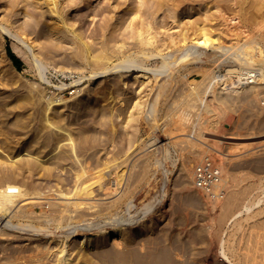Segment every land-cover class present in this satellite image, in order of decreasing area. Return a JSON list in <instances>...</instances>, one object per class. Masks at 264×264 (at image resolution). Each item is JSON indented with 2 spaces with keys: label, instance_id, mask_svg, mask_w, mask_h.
Returning a JSON list of instances; mask_svg holds the SVG:
<instances>
[{
  "label": "rangeland",
  "instance_id": "rangeland-1",
  "mask_svg": "<svg viewBox=\"0 0 264 264\" xmlns=\"http://www.w3.org/2000/svg\"><path fill=\"white\" fill-rule=\"evenodd\" d=\"M56 1L72 25L65 36L56 32L62 25L57 15L41 16L44 8L38 16L51 26L45 34L36 23L24 28L30 19L21 11L2 21L0 8V186L19 181L29 197L6 215L0 210L6 234H0V264H59L58 258L65 264H205L208 253V264H264V84H241L247 70L238 68L251 56L261 63L264 29L245 37L213 4L181 10L175 19L161 10L150 16L152 34L165 41L161 48L140 51L128 43L117 52L110 41L114 51L109 45L102 50L91 32L112 14L83 15L108 0ZM216 1L228 15L226 0ZM192 20L209 29L211 45L196 42ZM108 21L113 26L114 19ZM79 29L92 54L87 60L73 36ZM99 53L106 59L94 57ZM50 98L47 114L60 117L47 127L42 119ZM205 159L227 177L216 204L191 185L194 165ZM88 170L98 171L102 185L91 175L94 193L76 194V173ZM256 198L262 199L253 217L234 216ZM112 227L128 237L95 248ZM70 242L77 247L72 253Z\"/></svg>",
  "mask_w": 264,
  "mask_h": 264
},
{
  "label": "bare ground",
  "instance_id": "bare-ground-1",
  "mask_svg": "<svg viewBox=\"0 0 264 264\" xmlns=\"http://www.w3.org/2000/svg\"><path fill=\"white\" fill-rule=\"evenodd\" d=\"M66 1V0H65ZM90 1V0H89ZM72 4L71 5H75L76 1L72 0L71 1ZM81 2V1H79ZM78 2V3H79ZM213 0H108L107 3L105 4L104 7L102 8H97V10H93L91 12V14H84L83 16H91L93 15L92 18H94L96 15H101L100 13H102L105 9H107V13L109 12L110 14H112V18L114 19L113 23V26L110 27L109 25V21L110 19L112 18H109V16L107 17L104 13V15L107 17L104 18L103 20V23L102 24H98L99 26H94L92 32H91V35L99 40V43H101V49L103 50L106 46H108L110 43V41H113V43H115L113 46H114V50L117 51V52H120L119 50H121L122 48L126 47L125 45L128 44V43H131L132 45H134L136 48L139 47L140 48V51H143L144 49H148V47H153L156 49L158 48H161L163 45H164V40L162 38H160L161 40H158L157 37H156V34L155 32H153L154 34H152L151 30H152V25H151V18L150 16L154 15L157 11H161V10H167V11H170L172 12L171 13V18L175 19V18H178L179 16V12L181 10H184L185 13L189 12V11H193L195 10L196 8H199V7H207L208 8V5L209 4H213V6H215L217 12H219L221 18L226 22L227 25H230L231 28L233 29H242V33L245 34L244 36L245 37H248V36H251L253 34H255L256 32H261L263 29H264V0H226L225 1V4H224V7L229 10V14L225 16L224 13H222V8H221V5L218 4V1H214L213 3ZM77 3V5H78ZM87 4V3H86ZM21 5V6H20ZM68 5V4H67ZM20 6V7H19ZM69 6V5H68ZM99 6V5H98ZM31 7V9H29ZM97 7V6H95ZM0 8H4L2 11L4 12V18L2 21L6 22L8 20V17L10 16V13L13 12H18V11H21L22 15L28 17L30 20L29 21H26L25 23V27L24 28H28V29H31L33 30L34 28V23L36 24H39L41 26L40 30L38 31V33H44L46 30L50 29V25H48V21L47 19H43L41 20L39 18V12H38V9H41V8H44L45 10L42 11V14L41 16H44L46 13L49 15V16H55L57 15L60 19H61V23L62 25H57L55 26L56 28V32L57 34H60L62 36H65V31L67 30V27H71L72 25L68 26L67 23H66V20L64 19V17H61V14L62 12H60V7L57 5V1L56 0H0ZM253 8H256V11H257V15H254L255 13L252 11ZM62 10V9H61ZM102 13V14H103ZM180 14H183L182 12H180ZM109 15V14H108ZM47 16V15H46ZM63 16V15H62ZM82 16V15H81ZM110 16V17H111ZM66 18V17H65ZM70 19V18H69ZM82 19V18H81ZM211 18H209L208 20H210ZM93 20V19H92ZM81 21V20H80ZM128 21V25L125 26V23H127ZM17 22V21H16ZM15 22V23H16ZM8 23V22H7ZM12 23V22H11ZM1 25V24H0ZM20 25V26H19ZM18 29H21L22 30V27H21V24H19ZM97 25V24H96ZM66 26V27H65ZM125 26V27H123ZM190 27L195 31L196 33V42L200 45H211L215 40H212L211 39V36H210V33H209V29L204 25V24H201L199 21H196V20H192L190 21ZM157 28V27H155ZM154 28V29H155ZM17 29V30H18ZM158 29V28H157ZM80 30L79 29V33H74L73 36L78 38L79 41H80V44L81 45V52L85 55L83 56V58H87L92 55H88L90 53V49H89V46L87 44V42H85L83 40L84 37H81V34H80ZM76 31V30H75ZM82 33V31H81ZM45 34V33H44ZM264 34V33H263ZM23 35V33H22ZM84 36V35H83ZM90 36V37H92ZM186 37H182L181 38V41H183ZM40 39V37L38 38ZM37 39V40H38ZM72 39V38H71ZM0 40H1V37H0ZM172 40V38H171ZM170 40V41H171ZM101 41V42H100ZM173 42V40L171 41ZM170 42V43H171ZM76 43V42H75ZM160 43H162L163 45H160ZM167 44L169 42H166ZM78 44V43H77ZM117 44V50L115 48V45ZM167 44H166V47H167ZM129 45V44H128ZM127 45V46H128ZM169 45V44H168ZM161 46V47H160ZM103 47V48H102ZM111 48V49H110ZM113 47H111L109 45L108 49L110 50H113L112 49ZM128 48V47H127ZM133 48V47H131ZM143 50H142V49ZM126 49V48H125ZM135 49V48H134ZM150 49V48H149ZM109 50V51H110ZM113 50V51H114ZM124 50V49H123ZM130 50V49H129ZM151 50V49H150ZM149 50V51H150ZM108 51V53H109ZM138 51V50H137ZM147 50V52H149ZM127 52V51H126ZM130 52V51H129ZM145 52V51H144ZM161 52V51H160ZM259 52L261 54L264 53V51L262 50H259ZM102 53V52H101ZM101 53L100 56L99 54H96L94 57H97L98 60L100 58H105V56H101ZM116 53V52H115ZM133 53V52H132ZM141 53V52H140ZM153 53H154V50H153ZM80 56H81V53H79ZM78 54V55H79ZM110 54V53H109ZM124 54V53H123ZM134 54V53H133ZM152 55V53H149ZM105 55V54H104ZM112 55V54H111ZM92 56V57H93ZM130 56V55H129ZM143 56V55H142ZM110 57V56H109ZM108 57V58H109ZM143 57H146V56H143ZM88 58V59H89ZM107 58V60H108ZM101 59V60H102ZM184 59V56H182L181 60ZM7 60V58H6ZM83 61V60H82ZM96 62V61H95ZM94 62V63H95ZM85 63V62H84ZM93 63V65H94ZM255 63L257 66L256 67H246L244 66L245 64L248 65V64H253ZM98 64V62H97ZM141 64V63H140ZM239 67L240 68V71L242 70H247V72L245 73H241L240 74V80H241V84H252V83H257V84H264V54H263V59L261 61V63H258L256 61V59H254L252 56L251 57H248L245 59L244 63H239ZM92 65V66H93ZM96 65V64H95ZM97 67V66H95ZM99 65L96 69L99 70ZM102 67V66H101ZM115 67V66H114ZM140 67V66H139ZM142 67V66H141ZM113 68V67H112ZM105 69V68H104ZM143 69V68H142ZM103 70V69H102ZM101 70V71H102ZM238 69H229L227 70L228 73H231V72H234V71H237ZM239 71V72H240ZM97 72V71H96ZM93 73L95 76L98 75V74H102L103 72H100V73ZM92 75V77L94 76ZM223 75V74H222ZM222 75H221V79H222ZM226 75V74H225ZM144 76V74L142 75ZM217 76V75H216ZM223 77H225L223 75ZM227 77V76H226ZM137 76L134 77L135 80H137ZM99 79V78H98ZM219 79V78H218ZM239 80V82H240ZM134 81V80H133ZM219 83V82H218ZM238 85V84H237ZM141 86V85H140ZM145 89V87H144ZM100 90V89H99ZM98 90V91H99ZM144 91V90H143ZM100 92V91H99ZM101 93V92H100ZM103 94V93H102ZM143 97V96H142ZM58 98V97H56ZM59 99V98H58ZM78 99V98H77ZM55 102V101H54ZM59 102V101H58ZM88 102V100H87ZM86 102V104H87ZM53 103V100H50L48 99L47 100V105L46 107L44 108V116H43V119H42V123H44L43 125L46 124V126L48 127L49 125H52L53 122H54V118L55 117H60V116H57L59 115L58 113H56L55 111L51 110L48 114L47 112L49 111V106ZM85 101H81L79 103H77L76 105H81L84 104ZM57 104H54L52 105V108H54L53 106H55ZM60 105V104H59ZM76 106V107H77ZM56 109V108H55ZM74 109V108H73ZM76 111L77 110H80V108L78 109H75ZM78 112V111H77ZM64 115V113L61 115V119L64 118L62 117ZM67 115V114H66ZM69 115V114H68ZM181 113L179 114V118L180 117ZM178 117V115H176ZM71 117V115L69 116ZM60 119V118H59ZM69 118L67 117V120ZM185 118H183L184 120ZM51 122H50V121ZM63 120V119H62ZM187 120V117L185 119V122ZM181 121V120H180ZM56 123V121H55ZM180 123V122H179ZM183 124V123H182ZM185 124V123H184ZM45 126V127H46ZM57 126V125H56ZM67 132V130H66ZM69 134V132H68ZM58 142V140H55ZM54 141V142H55ZM53 142V141H52ZM89 143V141H88ZM15 144H18V143H15ZM14 144V145H15ZM37 144V142L35 143ZM48 144V143H47ZM59 144V143H58ZM83 145V143H80ZM79 144V145H80ZM87 144V142H86ZM43 145V143L41 144ZM52 145V144H51ZM88 145V144H87ZM40 146V145H39ZM46 146V144L44 145ZM44 146H40V147H44ZM81 146V145H80ZM15 147V146H13ZM58 147V145H57ZM61 147V146H60ZM76 149V148H75ZM79 149V148H77ZM11 151V150H10ZM67 151V150H66ZM72 151V149H71ZM76 151V150H75ZM14 152V151H12ZM69 152V151H67ZM66 152V153H67ZM9 155L11 154L10 152H8ZM59 153V152H58ZM57 153V154H58ZM17 154V153H15ZM69 154V153H68ZM107 162V161H106ZM104 163V168H105V165L107 164L108 166V163ZM110 163V162H109ZM103 166V165H102ZM106 166V167H107ZM115 166V165H114ZM116 167V166H115ZM114 167V168H115ZM103 168V167H102ZM98 170V171H101L100 173L96 170V172H98V174L100 175L103 170ZM108 168V167H107ZM105 168V169H107ZM44 169V168H43ZM98 169V168H97ZM109 169V168H108ZM117 169V168H116ZM35 171L36 168H35ZM34 171V172H35ZM42 171V170H41ZM44 171V170H43ZM86 171V170H85ZM85 171H81L79 173H76V177L79 181L78 185L80 186L76 188V191L77 193L76 194H81L83 196H90L92 193L94 192H91L89 190L90 186H93L96 182L98 184V187L101 186L99 181L101 180V177L97 175V173H93L91 172L90 170V175H94L95 178H98L95 179L96 182L94 181V178L91 176V178H93V182L91 181L92 179L89 178L87 179L88 175L87 173H89V170L86 172V175H83L85 174ZM116 171V170H115ZM19 171H17L18 173ZM45 172V171H44ZM43 172V173H44ZM114 172V171H113ZM16 173V172H15ZM21 173V172H20ZM19 173V175H20ZM39 173H42V172H39ZM42 173V174H43ZM105 173V172H103ZM116 173V172H115ZM225 173V172H224ZM114 174V173H113ZM112 174V175H113ZM117 174V173H116ZM115 174V177H117ZM11 175V174H10ZM12 175H14V173H12ZM18 175V174H17ZM22 175V173H21ZM102 175V174H101ZM226 174H224V180L223 182L226 181V178L225 177ZM82 176H86V177H82ZM103 176V175H102ZM107 176V175H106ZM120 176V175H119ZM82 177V178H81ZM104 177V176H103ZM113 178V177H112ZM117 178H120V177H117ZM18 179V177H17ZM14 180V179H13ZM22 181V179H19ZM103 180V179H102ZM112 180V179H111ZM119 179H116V181H118ZM110 181V180H109ZM234 181V180H233ZM8 182L10 184H1L0 186V210L2 211V213L5 215L7 214L6 212H8V210L13 207V204L15 205V202H19V201H22L24 199H27L29 197H26L27 196V192L24 190H21L20 187L16 186L17 183L19 182H16V184L14 183V181H10L8 180ZM111 183V182H110ZM109 183V184H110ZM15 184V185H14ZM225 184V183H224ZM84 185V186H83ZM106 185L108 186V184L106 183ZM192 185V184H191ZM75 186V185H74ZM110 186V185H109ZM108 186V188H109ZM82 187V188H81ZM100 188V187H99ZM102 188V187H101ZM105 188V187H104ZM103 188V189H104ZM91 189V188H90ZM107 190V188H105ZM109 190V189H108ZM263 192V197H264V190L262 191ZM52 196V195H50ZM262 198H256L254 200H247L243 206H242V209L240 211H238L237 214H235L234 216L235 217H239V216H244L245 217L241 220H247L251 217H253L252 213H253V209L256 205H258L260 203ZM68 201V200H67ZM220 200H217V201H214V203H219ZM70 203V202H69ZM231 202H229L228 204H224L221 205V209L224 210L225 208H227L229 205H230ZM64 204V202H63ZM71 204V203H70ZM73 204V203H72ZM220 208V207H219ZM12 209V208H11ZM10 209V210H11ZM9 210V211H10ZM63 212V211H61ZM234 220V219H233ZM241 220H239L237 223L238 224V227H240V222ZM235 221V220H234ZM1 234V232H0ZM6 234H1V236L3 238H6L4 237ZM75 235V232L74 234ZM1 237V238H2ZM116 237H119V241H123L125 240L128 235L122 230V229H119L117 227H112L110 230H108L106 233H104V235L98 237L95 241H94V246L95 248L97 247V245H106L108 243H112V242H115ZM91 241V240H90ZM74 242V241H73ZM93 242V241H92ZM116 243V242H115ZM120 243V242H119ZM212 241L210 240V242H208L206 245L209 247V250H211L210 248H212L213 244L211 245ZM226 243L225 240H222L221 242V248H223V245ZM74 244V245H73ZM76 243H72L70 242L69 243V250L71 251V253L76 250ZM102 246V247H103ZM91 247V245L89 246ZM64 248L61 249L59 252H63ZM206 250V249H205ZM213 251V250H212ZM80 252H82L80 250ZM79 252V253H80ZM209 252V251H208ZM71 253L68 254V257L71 256ZM222 255L225 257V253H224V250H222ZM209 254H206V258L204 259V262L205 264H208V261L209 260ZM205 255V253H204ZM90 255L87 256V258H89ZM111 256V255H110ZM65 259V258H64ZM64 259H61V258H58L57 260V263L59 264H65L64 263H61L62 260ZM67 259V258H66ZM69 259V258H68ZM86 259V258H85ZM110 259V258H108ZM87 260V259H86ZM63 262V261H62ZM67 262V261H66Z\"/></svg>",
  "mask_w": 264,
  "mask_h": 264
},
{
  "label": "built area",
  "instance_id": "built-area-1",
  "mask_svg": "<svg viewBox=\"0 0 264 264\" xmlns=\"http://www.w3.org/2000/svg\"><path fill=\"white\" fill-rule=\"evenodd\" d=\"M193 188L210 201L223 198L225 189L221 171L213 161L205 159L194 165L191 172Z\"/></svg>",
  "mask_w": 264,
  "mask_h": 264
}]
</instances>
